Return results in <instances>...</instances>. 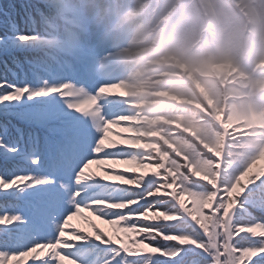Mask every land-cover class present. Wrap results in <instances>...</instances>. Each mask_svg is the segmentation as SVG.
Here are the masks:
<instances>
[{
    "label": "snow or ice",
    "instance_id": "6c2138e0",
    "mask_svg": "<svg viewBox=\"0 0 264 264\" xmlns=\"http://www.w3.org/2000/svg\"><path fill=\"white\" fill-rule=\"evenodd\" d=\"M111 2L70 59L0 6V264H264V0Z\"/></svg>",
    "mask_w": 264,
    "mask_h": 264
},
{
    "label": "clouds",
    "instance_id": "9594fccd",
    "mask_svg": "<svg viewBox=\"0 0 264 264\" xmlns=\"http://www.w3.org/2000/svg\"><path fill=\"white\" fill-rule=\"evenodd\" d=\"M41 4L45 9L41 39L51 42L37 46L42 52L68 59L73 57L75 46L85 38V23L107 28L120 14L111 0H41Z\"/></svg>",
    "mask_w": 264,
    "mask_h": 264
},
{
    "label": "trees",
    "instance_id": "16d2710c",
    "mask_svg": "<svg viewBox=\"0 0 264 264\" xmlns=\"http://www.w3.org/2000/svg\"><path fill=\"white\" fill-rule=\"evenodd\" d=\"M27 2L28 0H0V6H7L10 3L15 4L17 11L20 12V16H16L14 17V19H16V21L20 24L21 27H23L24 12H23V9L21 8V4L27 3ZM32 2L41 3V0H32ZM118 18H119V15L113 20L112 23H114ZM3 19L4 17L0 15V20H3ZM2 31L3 29L0 28V33H2ZM13 55L19 61L20 65L23 67V70L25 72H30L29 65L23 53L17 52L12 55H5L3 53H0V74H2L4 71L5 63H7L10 68H13L14 71H19V69H16L15 65L13 64V58H12ZM9 78L11 79V76H9ZM144 102L148 105L145 110L147 111L149 117L153 121V125L151 126L156 131L165 132L167 130L166 126L160 122L165 119L175 118L176 116V113L174 111L175 106L169 103L168 101L160 99V98L151 99V98L146 97L144 98ZM10 119H12L13 123H17L15 118H10ZM4 120L5 118L3 116H0V124H3ZM0 134H3L2 128H0ZM3 170H4V165H3L2 160H0V171H3ZM260 195H261L260 193H257L256 194L257 198H259ZM2 202H3V196L0 197V203ZM250 210L258 218H264V212H261L258 209H250ZM85 215H88V213H85ZM73 223H76L80 226H85V222L81 220L80 218H75L73 220ZM96 223L101 224V226L104 227L106 230H110V227L108 225L103 224L100 221H96ZM244 235L246 234L244 233L241 234V236H244ZM237 239H239V237H237ZM168 243H173V242L170 241Z\"/></svg>",
    "mask_w": 264,
    "mask_h": 264
},
{
    "label": "rangeland",
    "instance_id": "374dc122",
    "mask_svg": "<svg viewBox=\"0 0 264 264\" xmlns=\"http://www.w3.org/2000/svg\"><path fill=\"white\" fill-rule=\"evenodd\" d=\"M102 227V226H101Z\"/></svg>",
    "mask_w": 264,
    "mask_h": 264
}]
</instances>
